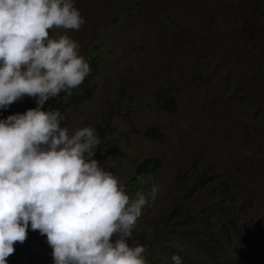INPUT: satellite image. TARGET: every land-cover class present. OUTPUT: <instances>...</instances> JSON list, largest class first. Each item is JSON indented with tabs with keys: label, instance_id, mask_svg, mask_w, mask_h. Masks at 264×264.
<instances>
[{
	"label": "rangeland",
	"instance_id": "1",
	"mask_svg": "<svg viewBox=\"0 0 264 264\" xmlns=\"http://www.w3.org/2000/svg\"><path fill=\"white\" fill-rule=\"evenodd\" d=\"M74 4L85 23L67 34L88 63L95 60L97 77L92 100L70 106L65 127L73 133L102 123L105 150L116 145L126 157L100 165L132 196L159 187L128 243L144 245L174 202L207 174L209 184L188 207L215 226L237 224L241 240L233 241L227 264H264V0ZM170 99L174 114L163 109ZM20 102L37 105L27 96ZM151 128L163 138H148ZM149 159L162 166L135 181ZM41 237L51 258L45 264H54Z\"/></svg>",
	"mask_w": 264,
	"mask_h": 264
},
{
	"label": "clouds",
	"instance_id": "2",
	"mask_svg": "<svg viewBox=\"0 0 264 264\" xmlns=\"http://www.w3.org/2000/svg\"><path fill=\"white\" fill-rule=\"evenodd\" d=\"M84 23L74 0H0V109L25 96L37 104L0 119V264L29 227L46 235L54 264H150L145 246L128 240L158 185L128 194L94 158L95 128L70 133L59 111L44 110L91 71L67 34ZM58 29L65 34L52 35Z\"/></svg>",
	"mask_w": 264,
	"mask_h": 264
},
{
	"label": "trees",
	"instance_id": "3",
	"mask_svg": "<svg viewBox=\"0 0 264 264\" xmlns=\"http://www.w3.org/2000/svg\"><path fill=\"white\" fill-rule=\"evenodd\" d=\"M89 65L91 71L79 88L72 90L71 94L61 92L58 97L50 99L44 105V110L60 112L63 117L61 120L62 127L67 124L65 118H67L70 106L91 101L93 98V83L97 77V66L95 60L91 61ZM36 106L29 103L23 105L19 100L9 105L7 109H0V119H6L9 115L16 113H24ZM163 109L166 113L174 114L177 110L175 99L168 100ZM95 130L101 141L97 146L101 165L106 164L111 157H126V154L121 152L116 145L105 150L102 123ZM145 135L154 140L163 138L157 128L148 129ZM161 166L162 161L159 159L146 160L138 167L135 181L158 170ZM207 177L205 174L196 178L191 188L180 197V200L174 202L170 213L152 228L151 234L144 244L146 258L150 264H173L171 260L173 255L180 256L182 264L228 263L233 241L241 240L237 224L231 221L227 222V226H215L211 224L210 216L198 217L194 213V209L188 207L193 202L194 197L209 184L210 179ZM261 240L264 241V236L261 237ZM14 248L15 252L7 258V264H45L51 259L40 232L38 230L33 231L30 227L27 230L26 241L22 244L17 242Z\"/></svg>",
	"mask_w": 264,
	"mask_h": 264
}]
</instances>
